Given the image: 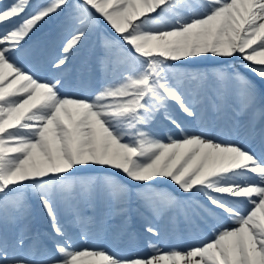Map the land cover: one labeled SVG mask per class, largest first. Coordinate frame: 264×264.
<instances>
[{
    "label": "snow or ice",
    "instance_id": "1",
    "mask_svg": "<svg viewBox=\"0 0 264 264\" xmlns=\"http://www.w3.org/2000/svg\"><path fill=\"white\" fill-rule=\"evenodd\" d=\"M0 264H264V0H0Z\"/></svg>",
    "mask_w": 264,
    "mask_h": 264
},
{
    "label": "bare ground",
    "instance_id": "2",
    "mask_svg": "<svg viewBox=\"0 0 264 264\" xmlns=\"http://www.w3.org/2000/svg\"><path fill=\"white\" fill-rule=\"evenodd\" d=\"M40 219H41V216H40V213H39V209H36L35 210V214H34V222L35 221L38 222V224L35 223V226L36 227H39V228L43 227V225L39 221ZM171 239H173L172 234L169 237H167L165 240H171ZM124 242H125V239L124 238H119V237H117L115 241H109L106 244L103 243V242H101V241H98V243H100L101 245H104V246H107L109 248H112L113 250H122V251H124V250L122 249V247H120V244L121 243H124ZM189 242H191L190 238H186L185 236H182V237H179V244L180 245H177V246H184L186 243H189ZM129 244L132 245V246L136 245L135 243L132 242L131 238L128 237L127 238V246ZM135 252H141V253H143L145 251L135 250Z\"/></svg>",
    "mask_w": 264,
    "mask_h": 264
},
{
    "label": "rangeland",
    "instance_id": "3",
    "mask_svg": "<svg viewBox=\"0 0 264 264\" xmlns=\"http://www.w3.org/2000/svg\"><path fill=\"white\" fill-rule=\"evenodd\" d=\"M46 35H47V31H41L40 33L37 34V37H35V39H42V37L46 38ZM241 71H243V69H241ZM245 74L251 76V74H249V73H245ZM113 238H114V236H110L109 238H107L108 242L113 241ZM145 248L146 247H142L140 249H145Z\"/></svg>",
    "mask_w": 264,
    "mask_h": 264
}]
</instances>
